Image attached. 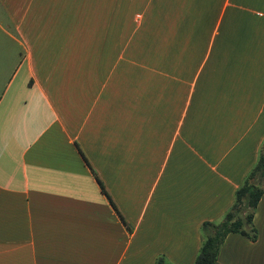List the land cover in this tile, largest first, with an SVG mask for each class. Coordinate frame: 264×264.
Wrapping results in <instances>:
<instances>
[{
    "label": "crops",
    "instance_id": "0c3cea01",
    "mask_svg": "<svg viewBox=\"0 0 264 264\" xmlns=\"http://www.w3.org/2000/svg\"><path fill=\"white\" fill-rule=\"evenodd\" d=\"M2 4L0 264H192L263 148L264 0Z\"/></svg>",
    "mask_w": 264,
    "mask_h": 264
},
{
    "label": "trees",
    "instance_id": "16d2710c",
    "mask_svg": "<svg viewBox=\"0 0 264 264\" xmlns=\"http://www.w3.org/2000/svg\"><path fill=\"white\" fill-rule=\"evenodd\" d=\"M84 158L90 165L85 156ZM91 170L95 173L93 168ZM95 176L101 189L105 191L102 182L97 175ZM263 189L264 148H261L254 164L234 190L231 205L218 219L204 220L200 224L201 240L192 264H213L217 259L221 244L229 232H238L251 239L256 238L257 230L253 223V216Z\"/></svg>",
    "mask_w": 264,
    "mask_h": 264
},
{
    "label": "rangeland",
    "instance_id": "374dc122",
    "mask_svg": "<svg viewBox=\"0 0 264 264\" xmlns=\"http://www.w3.org/2000/svg\"><path fill=\"white\" fill-rule=\"evenodd\" d=\"M3 0H0V15L3 17V15L5 14V10H4V7H3V4H2ZM1 21L3 23H5L7 21V19L3 18L1 19ZM49 61H47L48 63Z\"/></svg>",
    "mask_w": 264,
    "mask_h": 264
},
{
    "label": "water",
    "instance_id": "95a60500",
    "mask_svg": "<svg viewBox=\"0 0 264 264\" xmlns=\"http://www.w3.org/2000/svg\"><path fill=\"white\" fill-rule=\"evenodd\" d=\"M263 148H264V144H263Z\"/></svg>",
    "mask_w": 264,
    "mask_h": 264
}]
</instances>
